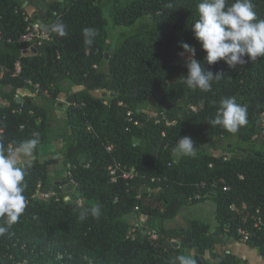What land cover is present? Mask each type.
Here are the masks:
<instances>
[{
	"label": "trees",
	"instance_id": "trees-1",
	"mask_svg": "<svg viewBox=\"0 0 264 264\" xmlns=\"http://www.w3.org/2000/svg\"><path fill=\"white\" fill-rule=\"evenodd\" d=\"M32 2L0 0V96L9 102L0 106V150L9 152L37 133L39 140L23 182L25 210L0 235V264H181L180 256L193 264H249L228 247L232 239L241 241V228L251 233L244 243L264 258V230L253 218L258 208L264 216V57L234 69L223 61L207 64L191 30L200 0H49L45 10L30 14ZM253 4L264 19V0ZM106 7L122 29L114 43ZM36 20L51 39L32 46L21 38ZM182 42L196 49L204 68L223 71L211 91L183 83ZM63 81L81 88L64 96L66 142L46 150L47 111L33 96L17 95L39 85V93L50 89L56 101ZM227 97L247 109L236 132L211 123ZM148 104L155 115L145 110ZM261 133L255 143L263 150H240L239 143ZM185 136L201 145H194L195 156L177 157V140ZM220 137L231 139V157L206 150H217ZM60 162L56 179L50 173L58 176ZM116 165L114 180L110 167ZM122 167L135 175L123 178ZM207 198L217 204L215 228L191 210L181 214ZM143 215L144 227L131 235V219ZM172 219L176 226L166 228Z\"/></svg>",
	"mask_w": 264,
	"mask_h": 264
},
{
	"label": "clouds",
	"instance_id": "clouds-1",
	"mask_svg": "<svg viewBox=\"0 0 264 264\" xmlns=\"http://www.w3.org/2000/svg\"><path fill=\"white\" fill-rule=\"evenodd\" d=\"M197 10L199 18L191 25V30L206 53L204 59L207 64L223 61L234 69L264 57V19L257 18L253 0H233L231 4L227 0H200ZM85 34L94 36L95 32L86 29ZM181 47L183 52L179 55L183 56L187 68L183 83L190 89L211 91L212 82L221 79L223 71L213 73L204 68L196 58V49L187 42H182ZM246 116V107L235 97H227L219 102L211 123L236 132L246 122ZM34 136L36 138L24 141L10 152L0 150V218H4L0 235L17 223L25 210L23 182L33 150L39 143L38 133ZM174 151L177 156H195L196 147L194 141L185 136L177 140ZM92 211L94 215H99L98 208ZM177 259L181 264H193L189 257L180 256Z\"/></svg>",
	"mask_w": 264,
	"mask_h": 264
},
{
	"label": "rangeland",
	"instance_id": "rangeland-1",
	"mask_svg": "<svg viewBox=\"0 0 264 264\" xmlns=\"http://www.w3.org/2000/svg\"><path fill=\"white\" fill-rule=\"evenodd\" d=\"M48 1L49 0H33L32 4L28 7L29 13L31 14L34 10H45L48 6ZM105 16L107 19V28L109 31V38L108 41H110L111 43H114L117 41L118 36L120 34V32L122 31L120 26H117L116 24H114L112 18L109 15V7L105 8ZM41 23V21H40ZM186 55V54H185ZM107 57L109 58V54L107 55ZM185 66V63L183 64ZM61 86L63 88V91L60 93V97H64L70 90L72 89H77L79 86H71V84L67 81H63L61 83ZM49 91H44L41 93H38L37 95V99L36 102L42 106L46 111L47 114L49 115L48 119H49V138L50 141L44 145V149L46 150H51V149H55V148H59L61 147L67 139V135H68V128H67V124L65 121V108L68 106V103L66 102L65 98H63L62 100H58L56 99V101H54V98H52V93L50 91V89H48ZM106 91H101V90H95L94 95L96 96H103V93ZM108 94V93H107ZM60 102V103H58ZM146 111L151 114V115H155L156 111L152 110L154 109V106H150V104L146 105ZM262 119L264 122V114L262 115ZM262 136H256L251 142L249 143H239L241 145V149L240 150H252V149H262V147L259 146V144H256L255 141H257L259 139V137ZM192 140L194 141V145H196L198 148L200 147L197 138H192ZM231 139H227V138H223L220 137L219 138V142H218V149L217 150H213V149H209L206 148L207 151L216 154V155H224L227 157H231L233 152L230 150V148L233 147V143H230ZM235 145V144H234ZM203 146V145H202ZM205 147H207L206 145H204ZM177 156V154H176ZM57 158L61 157V154H58L56 156ZM180 157V156H177ZM23 158V156H22ZM62 168H63V163L60 162L57 165V169H58V176L55 173V175H53V177H55L56 179H59V176L61 175L60 173L62 172ZM60 174V175H59ZM217 208V204L215 201H213L210 198H207L204 201L198 202V203H192L189 207L184 208L181 211V214H185L186 212H188L189 210L192 211V215L194 218L200 219L202 221H207L212 225V228H215L216 225L218 224L217 219L215 218L214 212L216 211ZM144 221H145V216H140L138 219H131V222L133 224H135L137 227H144ZM176 219H172V220H167L165 222V227L166 228H170V227H175L176 226ZM234 240V239H232ZM242 242V241H241ZM244 243V242H243ZM206 257L210 260V261H214V259H211L210 255L206 254Z\"/></svg>",
	"mask_w": 264,
	"mask_h": 264
},
{
	"label": "built area",
	"instance_id": "built-area-1",
	"mask_svg": "<svg viewBox=\"0 0 264 264\" xmlns=\"http://www.w3.org/2000/svg\"><path fill=\"white\" fill-rule=\"evenodd\" d=\"M28 19V18H27ZM0 27H1V17H0ZM0 38H2V32L0 30ZM51 39V32L49 31L48 28L44 26V24L38 20L34 22H30L28 27H27V33L21 38V41L30 43L32 46L36 45H41L45 40H50ZM20 63H17V71H20ZM36 93H39L40 87L39 85H36ZM193 110L196 109V107H192ZM128 118L130 121L134 122V124H138V120L134 119V116L132 114V111L128 112ZM14 150L12 147H10V151ZM3 151V150H2ZM117 170L118 166H112L110 167V174L114 180L117 179ZM121 175L123 178H132L135 175V169L132 168L130 170H127L126 167L120 168ZM225 189H228V187H225ZM40 196L43 197H48L50 194H39ZM231 208H235L234 205L231 206ZM254 218V226L256 228H259L261 230H264V216L262 215L261 208L256 209V212L253 216ZM137 229V226L134 224V226L130 230V234L134 235L135 230ZM152 236L155 238L157 236L156 231H151ZM241 233V241H247L250 237V231L246 228H241L240 229Z\"/></svg>",
	"mask_w": 264,
	"mask_h": 264
},
{
	"label": "crops",
	"instance_id": "crops-1",
	"mask_svg": "<svg viewBox=\"0 0 264 264\" xmlns=\"http://www.w3.org/2000/svg\"><path fill=\"white\" fill-rule=\"evenodd\" d=\"M27 5H28V1L25 2L24 6H27ZM80 88L81 87H78L77 89H73V90H78ZM92 93L94 94L95 90H93ZM26 95L33 96L35 98V101H36V99H37L36 97H37L38 93L33 92L29 89H21L18 91L17 97L20 100L21 96H26ZM63 98L64 97H62V96L58 97V100H62ZM8 104H9V102L0 96V106L8 105ZM214 215H215V212H214ZM228 247L232 252H234L238 256L246 259L249 262V264H264V258L260 255V252L257 248H251V247L247 246L245 243L241 242L240 240H235V239L231 240L229 242ZM205 257H206V255H205Z\"/></svg>",
	"mask_w": 264,
	"mask_h": 264
},
{
	"label": "water",
	"instance_id": "water-1",
	"mask_svg": "<svg viewBox=\"0 0 264 264\" xmlns=\"http://www.w3.org/2000/svg\"><path fill=\"white\" fill-rule=\"evenodd\" d=\"M106 95H107V92H104V93H103V96H106ZM57 155H58V154H57ZM57 155H56V156H57ZM50 174L53 176V175H55V172L53 171V172H51Z\"/></svg>",
	"mask_w": 264,
	"mask_h": 264
}]
</instances>
